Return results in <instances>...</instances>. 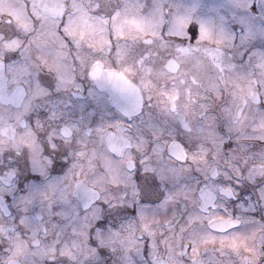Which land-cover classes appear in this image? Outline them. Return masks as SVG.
Here are the masks:
<instances>
[{"label": "clouds", "instance_id": "obj_1", "mask_svg": "<svg viewBox=\"0 0 264 264\" xmlns=\"http://www.w3.org/2000/svg\"><path fill=\"white\" fill-rule=\"evenodd\" d=\"M0 264H264V0H0Z\"/></svg>", "mask_w": 264, "mask_h": 264}]
</instances>
